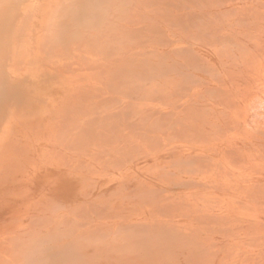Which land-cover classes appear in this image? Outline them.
Returning <instances> with one entry per match:
<instances>
[{"label": "bare ground", "instance_id": "bare-ground-1", "mask_svg": "<svg viewBox=\"0 0 264 264\" xmlns=\"http://www.w3.org/2000/svg\"><path fill=\"white\" fill-rule=\"evenodd\" d=\"M3 23L0 264H264V0H0Z\"/></svg>", "mask_w": 264, "mask_h": 264}, {"label": "rangeland", "instance_id": "rangeland-1", "mask_svg": "<svg viewBox=\"0 0 264 264\" xmlns=\"http://www.w3.org/2000/svg\"><path fill=\"white\" fill-rule=\"evenodd\" d=\"M161 8H163L164 9V11H169V9L166 7H161ZM177 10H179L178 8H176ZM181 10V9H180ZM76 13V15L77 16H79V17H84L83 16V14L82 13H79V12H75ZM174 21L172 20V17L171 18H168L167 19V21H164L163 22V20L160 22V25L164 28V29H166L167 30V34L169 33V31H172V32H174V31H176V33L178 32V30L180 29V28H177V26H175L174 24ZM4 25H5V23H3V25H2V27L0 26V52H3L2 51V41H1V35H2V29H3V27H4ZM172 28H175L176 30H173ZM159 31H161V30H159ZM180 31H182L181 29H180ZM165 35V34H164ZM163 35V41H162V44H159L158 46H157V49H158V51H162V52H167V53H170V54H174V52L170 49V47L169 46H167V45H164L167 41H169V43H171V40L173 39V41H175L176 43H183V41L181 42V37L178 35V33H177V35H176V38H175V36L174 37H171V39H169V38H167V37H165ZM193 44V42H190V43H188V44H185V45H189L190 46V44ZM171 45V44H170ZM176 56H179L178 55V53H176V55L174 54V58L176 57ZM119 63H125V61H122V60H119L118 61ZM157 66V65H156ZM174 73L177 75V76H181L182 75V72H181V70H175L174 71ZM155 78V80H158V81H160V82H162L163 83V86H161V89H160V91L159 92H157L158 94H163V96L164 95H167L168 93H170L171 92V90H172V86H171V84H170V81L172 80V79H170L169 80V76L167 77V75L165 74V73H160L158 76H156V77H154V76H152V79H154ZM139 91V89H136L135 90V94H134V97L136 98V99H142V100H146V98L144 97V93L143 92H138ZM138 92V93H137ZM152 107H153V105H151ZM153 109H154V107H153ZM155 110V109H154ZM156 113H158V110H156ZM155 113V114H156ZM73 117H74V115H73Z\"/></svg>", "mask_w": 264, "mask_h": 264}]
</instances>
